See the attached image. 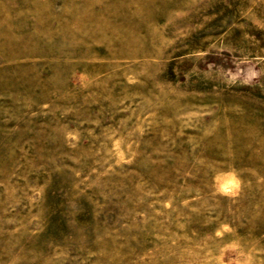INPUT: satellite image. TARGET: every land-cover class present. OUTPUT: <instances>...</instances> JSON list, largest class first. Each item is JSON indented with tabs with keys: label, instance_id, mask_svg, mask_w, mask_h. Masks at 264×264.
<instances>
[{
	"label": "rangeland",
	"instance_id": "obj_1",
	"mask_svg": "<svg viewBox=\"0 0 264 264\" xmlns=\"http://www.w3.org/2000/svg\"><path fill=\"white\" fill-rule=\"evenodd\" d=\"M0 264H264V0H0Z\"/></svg>",
	"mask_w": 264,
	"mask_h": 264
}]
</instances>
